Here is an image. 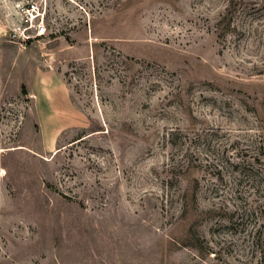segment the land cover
I'll use <instances>...</instances> for the list:
<instances>
[{"label": "rangeland", "instance_id": "obj_1", "mask_svg": "<svg viewBox=\"0 0 264 264\" xmlns=\"http://www.w3.org/2000/svg\"><path fill=\"white\" fill-rule=\"evenodd\" d=\"M0 264H264V0H0Z\"/></svg>", "mask_w": 264, "mask_h": 264}, {"label": "built area", "instance_id": "obj_2", "mask_svg": "<svg viewBox=\"0 0 264 264\" xmlns=\"http://www.w3.org/2000/svg\"><path fill=\"white\" fill-rule=\"evenodd\" d=\"M24 21L26 27L21 31L23 40L27 41L31 38H42L46 35L44 17L35 7L23 9Z\"/></svg>", "mask_w": 264, "mask_h": 264}, {"label": "crops", "instance_id": "obj_3", "mask_svg": "<svg viewBox=\"0 0 264 264\" xmlns=\"http://www.w3.org/2000/svg\"><path fill=\"white\" fill-rule=\"evenodd\" d=\"M56 96L57 95L52 94V93L45 94L44 99H43L44 103L48 104L47 106H48V108L51 109L52 113L55 112V113L59 114V112H60V113H63V115L65 117V115L68 113H71V110H72V108L67 105L68 98L65 99L64 97H62L59 99ZM65 112H66V114H65ZM49 115L50 114H47V116H49ZM53 116H54V114L51 115L50 117H53ZM58 121H59V119L56 116H54V120L52 121L51 124L56 129H58L59 132L66 129L68 127V125H71L67 119H65L64 121H61V123H59Z\"/></svg>", "mask_w": 264, "mask_h": 264}, {"label": "trees", "instance_id": "obj_4", "mask_svg": "<svg viewBox=\"0 0 264 264\" xmlns=\"http://www.w3.org/2000/svg\"><path fill=\"white\" fill-rule=\"evenodd\" d=\"M193 204H194V200L192 199ZM189 205H188V198L185 197V203H184V208H187ZM192 207H190L191 209Z\"/></svg>", "mask_w": 264, "mask_h": 264}]
</instances>
